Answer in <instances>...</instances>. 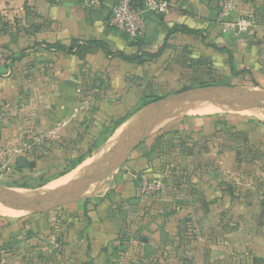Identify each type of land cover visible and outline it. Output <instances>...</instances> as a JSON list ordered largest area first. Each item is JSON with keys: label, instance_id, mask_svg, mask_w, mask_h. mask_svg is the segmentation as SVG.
<instances>
[{"label": "crops", "instance_id": "obj_1", "mask_svg": "<svg viewBox=\"0 0 264 264\" xmlns=\"http://www.w3.org/2000/svg\"><path fill=\"white\" fill-rule=\"evenodd\" d=\"M218 1L171 0L166 13L146 14V37L137 45L109 24L113 0L94 8L84 7L81 0H0V137L6 144L19 145L28 136L30 140L47 133L61 120L57 132L63 147L75 143L90 148L99 138L92 128L123 116L144 97L157 95L154 88H177L179 77L191 76L202 64L228 70L222 78L236 81L241 75L230 73V52L238 70H253L259 57L255 41L264 53V31L241 36L223 33ZM237 14L263 22L264 0H240ZM180 26L202 32L189 34ZM173 28L177 30L171 33ZM74 40L80 46L72 52L42 44L70 46ZM90 40H102L112 51L141 56L164 49L158 57H144V64H136L87 45ZM23 51L21 58L7 59L18 58ZM154 106H144L129 117L136 119L130 135ZM211 106L219 111L190 112ZM222 106L232 107L215 102L171 104L162 110L151 132L168 127L191 134L186 156L174 157L185 165L181 198L174 192L168 201L163 192L150 206L152 199L138 193L134 173L151 172L152 158L145 153L136 156V147L124 165L91 186L88 197L29 214V227L0 217V248L14 249L8 264H264V205L260 202L264 122L223 114ZM244 110L235 107L234 111ZM77 117L87 121L89 128H75L77 121L71 126ZM117 129L100 147L108 145ZM239 136L247 140L243 143ZM22 158L27 165L17 163L16 167L23 172L47 160L30 151ZM108 181L110 187L105 188ZM177 201L182 205L177 206ZM184 227L188 236L181 243L176 236ZM28 229L27 250L17 251ZM162 229L167 233L165 243ZM139 232L147 236L140 240ZM145 240L156 253L146 255Z\"/></svg>", "mask_w": 264, "mask_h": 264}, {"label": "rangeland", "instance_id": "obj_2", "mask_svg": "<svg viewBox=\"0 0 264 264\" xmlns=\"http://www.w3.org/2000/svg\"><path fill=\"white\" fill-rule=\"evenodd\" d=\"M264 23V20H262ZM19 25V22L17 23ZM20 27V25L18 26ZM125 35V34H123ZM258 42L255 41V48L258 49V58L256 61H254L253 64V70H249L250 74H241V77L237 79L236 81H231L229 78H222V76L228 72V70L220 69L217 71L213 67V64L210 65L209 63L202 64V67H197V69L194 70L193 74L191 76L187 75L182 77L183 79H180V82H178L177 88H174L172 90L168 91H160L157 88H154V92H157V96H161L162 99L164 97H167L169 95L175 94L177 92H183L191 89H200V88H206L209 86H235V87H242L247 92L250 93L251 98L255 99L254 102H249L246 98V96L239 95L236 97H239V99H245L244 104L237 102L233 96L222 94V93H216L211 96H208V98L203 100H197V104L202 103H212V100H218L221 103H226V106H234L236 108H245L244 112H235L233 111V108H226L223 109V114H232L237 116H242L244 118H250L253 120L259 119L261 122H264V53L260 48L261 44H257ZM256 51V50H255ZM8 58H12V56H8ZM246 67H240L239 70L245 69ZM173 84V83H172ZM98 88H102L103 86H97ZM252 93V94H251ZM234 102V103H233ZM141 102H137L134 106L131 105V108L129 111H134ZM231 109V110H229ZM228 110V111H227ZM230 111V112H229ZM254 112V113H253ZM231 116V115H228ZM146 117V116H145ZM143 117V120L145 119ZM231 119V118H230ZM75 121H77V126L75 128H89V125L87 126V121H84L83 118L77 117L73 118L71 121V126L75 125ZM63 122V121H62ZM61 120L57 124H52L50 128H57L58 124L62 123ZM84 123V124H81ZM81 124V126H80ZM102 123H99L97 127L94 129L92 128V132H96L98 134V142L96 140L93 141L92 144L97 142L98 148L93 151V153L89 156H86L83 158V160H80V155L87 152L88 147H77L75 143H71V148H66L59 143V135L58 132L55 135H45L44 137H41L43 134H38L32 137L29 142H33L32 149L30 152L34 155V157H44L46 156V159L41 165H32V169L29 171L23 172L18 167L15 168V171L10 176H0V184L4 185L7 189L11 190H19L22 193L26 195H30L36 192L40 191H48L51 188V184L55 182L56 180L61 178L62 176L70 173L75 172L72 176V179L76 176V174L92 159L95 152L102 148H106V153L102 157V160H106L117 148V146H111L108 147L107 145L100 147V144L107 138V131L110 130L111 127L104 128L103 126H100ZM142 121L138 124L137 128L131 135L127 137V140H131L132 138H136L138 134L142 133L144 126H142ZM102 132V134H101ZM132 136V137H130ZM238 137V136H237ZM37 138V139H35ZM240 141L242 140L243 143L247 140L244 138V136H239ZM189 139H191V134L186 133L185 130L183 131H177L171 130L168 127H164L161 129H155L153 134L149 135L148 137L144 138L141 144L137 146L139 151L137 152L136 156H139L140 153L150 154L151 160V172L152 174H156L159 176H162L165 181V189L163 192L166 193L168 197H164L166 200L169 201L170 194L174 192H178L179 198H181L182 194L184 193L185 187V165L181 162H176L174 159L175 156H179L181 159H183L186 156L187 153V147H189L188 143L190 142ZM126 140V139H125ZM126 140V142H127ZM96 144V143H95ZM74 145V147H73ZM87 145V144H86ZM68 146V145H67ZM109 148V149H108ZM108 156V157H107ZM85 161V162H84ZM74 162V164H72ZM82 164V165H81ZM124 165V164H123ZM44 167V168H42ZM37 168H40L41 170H38ZM178 168V170H177ZM35 169V170H34ZM98 170L99 168L96 167ZM105 168H100L98 170L99 175L103 174ZM149 170V169H148ZM144 171V170H143ZM22 172V173H21ZM42 172V173H39ZM51 182V183H50ZM112 182V181H111ZM48 183V184H47ZM44 187V188H43ZM110 187L109 181L107 182V186L105 188ZM59 188V187H57ZM54 188V189H57ZM93 188V187H92ZM52 190V189H51ZM180 200V199H179ZM4 202L0 201L7 209H11V211L18 212L15 215H11V213L5 214L1 213L0 217L4 218H14L16 219L18 223H22L29 227V214L24 210L16 209L13 204L10 202H7L3 200ZM154 199H152V204L150 206H153ZM169 208V206H164V212ZM173 211V208L171 209ZM3 214V215H2ZM151 218L153 217V213L150 214ZM185 221H183L184 223ZM140 236V240L142 237H146L147 233L144 235L139 232L138 234ZM25 238H29V229L25 230V232L22 234V237L20 239H23L20 243H18L17 251L24 252L26 249V243L24 242ZM19 239V240H20ZM175 247L176 245H172Z\"/></svg>", "mask_w": 264, "mask_h": 264}, {"label": "built area", "instance_id": "obj_3", "mask_svg": "<svg viewBox=\"0 0 264 264\" xmlns=\"http://www.w3.org/2000/svg\"><path fill=\"white\" fill-rule=\"evenodd\" d=\"M108 0H81L87 8L100 6ZM240 0L218 1V23L225 34L241 36L248 33L264 31V23L254 16L237 14V5ZM171 7V0H113L109 24L125 34L132 41H141L146 37V14L162 15ZM41 135H55L57 128L47 130ZM32 139V138H31ZM30 139V140H31ZM37 139V138H35ZM33 142L29 136L19 145L6 144L0 137V176H10L14 173L18 160L28 154ZM138 193L142 197L156 199L165 189L162 176L150 172L134 173ZM10 258L9 248H0V264H8Z\"/></svg>", "mask_w": 264, "mask_h": 264}, {"label": "water", "instance_id": "obj_4", "mask_svg": "<svg viewBox=\"0 0 264 264\" xmlns=\"http://www.w3.org/2000/svg\"><path fill=\"white\" fill-rule=\"evenodd\" d=\"M216 93L227 94L233 96L237 102L244 104L245 99H239L236 96H246L251 98L249 92L242 87H231V86H209L200 89H191L183 92H177L160 99L155 103L153 111L150 115L142 122L144 126L142 133L138 134L136 138L131 140H124L119 143L118 148L106 159L99 160L94 163L86 164L71 180L70 184L61 186L57 189L48 191H40L30 195H26L19 190L7 189L4 185L0 184V199L10 202L15 206L16 209L24 210L28 214H41L61 206L70 204L74 201L84 199L89 196L91 186L105 180L108 175L119 169L125 164L129 158L130 153L143 141L144 138L148 137L153 131L156 122L159 118L160 113L164 108L175 103H186L196 102L197 100H203ZM214 103L225 105L218 100L210 99ZM249 102L256 101L255 99H247ZM258 102V101H256ZM130 135V134H129ZM132 137V136H130ZM20 167L27 165L25 158H20L18 161ZM97 168H105L102 175H99ZM140 200H137L139 203ZM167 239V233L164 229L161 230V242L165 243ZM145 252L149 256L157 252V249L153 248L147 240H145Z\"/></svg>", "mask_w": 264, "mask_h": 264}, {"label": "trees", "instance_id": "obj_5", "mask_svg": "<svg viewBox=\"0 0 264 264\" xmlns=\"http://www.w3.org/2000/svg\"><path fill=\"white\" fill-rule=\"evenodd\" d=\"M179 28L184 30L186 33H189V34H200L202 32L201 30L191 29V28H188L186 26H180ZM175 30H177V28H173L170 32L172 33ZM134 42L137 45H140V43H141L140 41H134ZM42 44H44L46 46V48H48L50 50H54V51H69V52H72L76 47L80 46L79 40H74L70 46L62 44L61 42H56V43L43 42ZM86 44L91 46V47H100L107 53V55L119 56L120 58H122L124 60H127L129 62H135L136 64H144L145 61H146L144 57H147L148 59L158 57L162 53V51L164 49V47H161L155 53L144 54V56L143 55L141 56L139 54V52H137L135 54H126L123 51H112L110 46L106 42H104L102 40H90V41H87ZM214 47H216L219 51L228 50V49H224V48H221V47H218V46H214ZM23 54H24V51L21 53V55L18 58H13V60H17V59L21 58ZM8 59L12 60V58H8ZM229 65H230V69H231L230 73L232 75L238 76V75H241L242 73L243 74H247V73L250 74V72H249V70L247 68L238 70L235 67L234 57H233L231 52H230V58H229ZM160 99H162V97L161 96H157V95L146 96V97H144L142 99L141 104L139 105V107H137L134 111H129L126 114H124L123 116H121V117L113 118L112 121H109L108 123H104V125H103L104 128L111 127L110 130H108L106 132L107 133V137H109V135H111L113 133V131H115V129H117V127H119L135 111H137L140 108H142L144 106H147V105H149L151 103L157 102ZM101 134H102V132H101ZM96 141L98 142V138H96ZM97 142H95V143H97ZM95 143L93 144L92 147L88 148L86 153L80 155V160H83V158H85L86 156H89V155H91L93 153V151L96 149ZM72 164H74V162ZM138 172H142V171H138ZM138 172H135V173H138ZM145 172H148V171H145ZM136 186H137V183H136ZM260 202H261L262 205H264V191L262 193ZM180 205H182L180 203V201H177V206H180ZM185 231H186V227H184L183 230L181 229V231L176 236V238H177L176 241H179L181 243H182V241L183 242L185 241L186 237L188 236L185 233ZM6 248H9V250L11 249L10 247H6ZM10 252L14 254V249L13 250L11 249Z\"/></svg>", "mask_w": 264, "mask_h": 264}, {"label": "bare ground", "instance_id": "obj_6", "mask_svg": "<svg viewBox=\"0 0 264 264\" xmlns=\"http://www.w3.org/2000/svg\"><path fill=\"white\" fill-rule=\"evenodd\" d=\"M252 94V93H251ZM242 99V98H241ZM234 103V102H233ZM176 107V106H174ZM184 108V107H183ZM197 108V107H196ZM233 108V111L235 110V107H231V109ZM182 109V108H181ZM220 109H226L225 106L220 107ZM228 109V108H227ZM229 109V110H231ZM184 110V109H182ZM177 112V110H175ZM219 111L218 108L216 107H207L201 110H191L190 112H200V113H213V112H217ZM228 111V110H227ZM237 111V110H236ZM179 112V110H178ZM187 112V111H186ZM230 112V111H229ZM150 113V112H149ZM182 113V112H181ZM180 113V114H181ZM254 113V112H253ZM172 115V114H171ZM178 116V115H177ZM140 119V118H139ZM135 117H131L129 119H127L121 126L118 127V129L116 130V132L114 133V135L111 137V139L108 142V147L114 146V145H118L119 142H123L130 134L133 126L135 125ZM105 146V145H104ZM109 149V148H108ZM106 153V148H102L100 150H98L97 152H95V154L93 155L92 159L89 161L90 163H94L96 161H99L102 159V157L105 155ZM108 157V156H107ZM85 162V161H84ZM82 165V164H81ZM75 172H70L64 176H62L61 178L59 177L58 180H56L55 182H53L51 184V186L49 188L54 189L57 187H61L64 185H68L70 184L71 180H72V176ZM51 183V182H50ZM48 184V183H47ZM44 188V187H43ZM50 189V190H51ZM0 201L4 202L3 200L0 199ZM0 212L1 213H11L14 214L15 211H11V209H7L1 202H0Z\"/></svg>", "mask_w": 264, "mask_h": 264}]
</instances>
